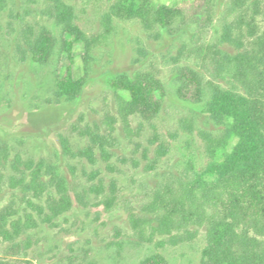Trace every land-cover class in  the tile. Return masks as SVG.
<instances>
[{
  "label": "rangeland",
  "instance_id": "374dc122",
  "mask_svg": "<svg viewBox=\"0 0 264 264\" xmlns=\"http://www.w3.org/2000/svg\"><path fill=\"white\" fill-rule=\"evenodd\" d=\"M153 1L196 10L204 0ZM231 1L210 0L212 21L208 24L195 17L179 30L178 20L174 32H168L158 25L147 28L137 19L116 18L108 32L104 17L113 0H69L88 39H96L90 56L83 42L75 44L74 75L77 79L85 75L87 82L72 101L56 94L55 70L67 65L68 59L61 50L63 31L51 14L52 0L9 2L0 14V143L8 144L10 159L19 154L25 161L45 159L57 165L69 180L73 207L52 222L45 221L49 210L41 214L28 198L46 207L47 193L34 198L20 187L7 186L6 179L0 190V211L9 209L11 219H20L28 227L14 244H0V264H140L155 252L162 253L169 264H200L207 227L192 225L160 232L147 205L157 190L166 185L178 188L193 167L206 163L203 133L220 135L223 131L204 112L206 101L179 94L177 75L181 67L191 66L208 81L212 74L209 62V67L204 65L207 51L234 50L222 41L225 25L237 15ZM259 23L263 31L264 21ZM44 27L58 40L48 64L34 62L22 42L25 31L32 29L37 34ZM65 37L73 38L70 34ZM251 41L245 40V49ZM140 72L161 79L163 109L152 120L131 115L132 131L128 133L119 115L120 96L127 97V93L114 89L111 79ZM108 112L118 119L106 145L108 160L99 147L95 163L85 156L64 154L61 135L69 138L73 151L85 148L90 137L83 131L86 127L96 130L98 124L105 133ZM160 144L167 147V153L158 158ZM0 169L6 176L13 173L10 164ZM113 183L117 200L108 209L104 201L111 196ZM96 185H102L103 191L97 193ZM51 191L56 192L52 187ZM134 216L140 218L139 228L134 226ZM146 218L150 221L142 223Z\"/></svg>",
  "mask_w": 264,
  "mask_h": 264
},
{
  "label": "trees",
  "instance_id": "16d2710c",
  "mask_svg": "<svg viewBox=\"0 0 264 264\" xmlns=\"http://www.w3.org/2000/svg\"><path fill=\"white\" fill-rule=\"evenodd\" d=\"M10 1L0 0V14ZM52 2L55 25L63 31L61 50L68 59L62 70H55L56 94L72 101L81 95L87 82L85 75L78 79L74 75L75 44L83 42L86 55L90 56L96 39H88L77 23L75 6L69 0ZM196 7V10H187L180 5H157L153 0H113L104 17L105 26L110 32L116 18L137 19L147 28L158 25L174 32L178 20L181 22L179 30L187 27L195 17L199 23L203 20L210 23V0ZM231 8L237 15L225 25L222 41L234 50L207 51L204 65L208 66L206 61L209 62L212 79L205 81L201 72L191 66L181 67L177 75L179 94L182 97L191 94L194 101H206L204 112L222 125L223 131L220 135L203 133L208 154L206 163L200 168L193 167L178 188L166 185L165 189L157 190L147 210L155 216V228L160 232L169 233L192 225L207 227V244L200 264H264V30L261 31L259 23L264 21V0H232ZM65 34L73 38L68 39ZM246 39H252L248 49H245ZM22 42L26 45L24 52L40 64L51 61L58 44L54 33L46 27L37 34L32 29L25 31ZM111 86L127 93V97L120 96L119 115L128 133L132 131L131 115L139 114L152 120L162 112L163 100L159 92L163 90V83L153 73L121 74L111 79ZM117 121L116 116L108 112L104 119L105 133L98 124L96 130L86 127L83 132L90 137V143L77 151H73L69 138L61 135L64 154L85 156L95 163L96 147H99L108 160L110 153L106 145L113 138ZM166 153L167 147L160 144L158 158ZM7 164L13 173L6 176L0 169V190L7 179V186L20 187L34 198L47 193L46 207L28 198L29 204L41 214L49 210L45 221L52 222L73 207L69 180L57 165L45 159L25 161L19 154L10 159L8 144L0 143V168ZM51 187L55 188V193ZM116 189L113 183L111 196L104 201L108 209L117 200ZM94 190L100 193L103 187L96 185ZM79 199L83 203L80 196ZM139 219L135 216L132 219L136 228L141 226ZM26 227L28 224H21L20 219H11L9 209L0 211V244L4 241L14 244ZM140 264L169 262L162 253L155 252L142 258Z\"/></svg>",
  "mask_w": 264,
  "mask_h": 264
}]
</instances>
